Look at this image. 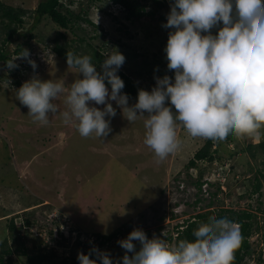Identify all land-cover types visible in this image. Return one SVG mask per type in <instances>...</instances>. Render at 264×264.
Masks as SVG:
<instances>
[{
  "label": "rangeland",
  "instance_id": "374dc122",
  "mask_svg": "<svg viewBox=\"0 0 264 264\" xmlns=\"http://www.w3.org/2000/svg\"><path fill=\"white\" fill-rule=\"evenodd\" d=\"M4 1L34 9L40 0ZM72 1L77 5L79 0ZM170 3V0H164V5L153 12L150 6L146 7L147 12L140 14L138 21L123 20L122 24L133 34L130 38L116 29L119 24L112 15H119L118 6H91L88 17L99 24L98 33L102 30L105 36L84 41L96 46L111 38L108 54L113 48L121 50L113 44L114 39L121 37L130 48L145 54L144 58L138 57L137 61L131 60L123 65L127 73H133L136 70L133 64H140L138 69L142 70L146 79L138 81L150 91L155 85L154 77L165 74L173 77V71H165L167 60L164 47L170 29L162 26L166 23ZM26 20L30 27L32 19ZM56 29L53 23L40 20L31 27L33 37L20 40L22 44L28 42L26 50L29 59L35 62V69L24 58H17L14 61L17 66L11 69L0 63V242L4 237L11 238L7 230L9 217L17 216L18 226L26 214L35 221L32 227L23 232L27 248L38 247L36 251L52 249L56 252V258L44 264H62V258L70 260L81 252L78 243L85 242V236H92V233H116L109 246L102 251H106L112 259L119 260L125 250L118 241L130 231L139 228L148 232L149 237L160 234L162 238L172 234L175 225L203 210L204 204L216 192V185L223 190L213 198L212 208L216 212L221 207L248 209L262 225L264 156L259 148L243 152L240 148L264 140V127L258 130V135L233 136L226 142L216 144L215 161L198 162L199 169L187 170V180H194L202 171L203 180L212 183L198 195L202 201L194 207L195 188L183 181L184 167L204 140L190 136L179 123V147L160 160L143 143L145 129L142 118L128 122L115 101H109L116 109V115L105 117L110 120L111 127V132L105 138L94 135L82 137L71 123H65L60 116V112L66 108L63 96L54 101L59 111L49 114L47 125L34 122L28 115L27 107L16 99L15 90L33 76L42 80L64 79L66 85L79 76L75 73L76 69L55 56L48 45V36L55 34ZM65 35L69 40L76 38L68 31ZM84 41L81 48H86ZM76 43L72 45L79 47ZM14 48V42L7 46L10 60L19 55L13 53ZM16 78L20 81L17 86L13 84ZM92 103L103 108V105ZM128 103L131 105L135 102L128 99ZM250 151L256 153L255 158L250 157ZM257 171L262 173L258 176L261 188L249 197L247 194L255 183ZM175 176L179 178L175 179ZM204 186L206 184L202 188ZM55 223L60 226L56 228ZM249 240L256 253L263 252L264 236L260 231L250 236ZM169 244L173 246V243ZM10 260V264H25V259L21 257L13 256ZM254 260L251 257L244 264H257Z\"/></svg>",
  "mask_w": 264,
  "mask_h": 264
},
{
  "label": "clouds",
  "instance_id": "9594fccd",
  "mask_svg": "<svg viewBox=\"0 0 264 264\" xmlns=\"http://www.w3.org/2000/svg\"><path fill=\"white\" fill-rule=\"evenodd\" d=\"M169 7L162 26L170 29L164 53L174 75L154 77L150 91L138 89L135 103L129 105L128 95L122 92L118 70L125 57L117 49L105 55L99 71L91 56L67 52L66 63L76 69L77 78L66 85L64 79L33 76L15 90L16 99L34 122L47 125L49 114L59 111L54 101L63 96L62 120L82 137L96 138L111 132L105 117L116 115L109 103L115 101L128 122L142 118L143 143L160 160L180 145L178 123L190 136L216 144L233 136L258 135L264 127V0H172ZM17 58L27 59L35 69L26 49L6 62L9 69L17 66ZM204 184L202 190L208 187ZM96 234L91 235L97 238ZM176 235L174 228L168 235L170 243ZM193 240L194 246L183 241L172 246L134 228L118 241L125 250L119 260L102 251L110 243L97 244L89 253L78 252L77 260L78 264H233L241 234L237 223L221 217L201 227ZM93 255L96 259L90 258Z\"/></svg>",
  "mask_w": 264,
  "mask_h": 264
},
{
  "label": "trees",
  "instance_id": "16d2710c",
  "mask_svg": "<svg viewBox=\"0 0 264 264\" xmlns=\"http://www.w3.org/2000/svg\"><path fill=\"white\" fill-rule=\"evenodd\" d=\"M161 1V2H160ZM79 0L77 5L74 4L72 0H40L34 9H26L23 6L10 5L5 3L4 0H0V63L8 68L6 62L10 60V54L7 51V46L10 43H15V48L13 53L21 54L24 49H26L27 41H24L23 44L20 41L25 37H33L30 33L31 27H34L35 24L39 23L40 20H47L53 23L56 26V32L52 36L49 37V42L51 47V51L58 58L62 59L66 62V53L73 52L76 55H89L92 57L93 63H96L97 70H100V63L104 59L110 45L109 43L112 41L111 38H108L104 41H101V45L93 46L90 42H85V39L94 40L97 37L103 38L105 33L99 30V24L94 23L89 17V11L91 6H101V5H116L118 6L120 13L119 15L114 14L112 18L115 22H118L119 26L116 27L117 31L125 33V37H132L133 34L129 33V30L122 24L123 20H127L130 22L138 21L139 15L146 13V7H151V11H155L156 9H160L162 5H164V0ZM172 2V0H170ZM162 3V4H161ZM153 5H157L153 7ZM26 18H31L32 23L29 27V21ZM88 28L90 30H88ZM124 29V31H122ZM71 32L75 39H67L65 32ZM213 34H215L216 29H212ZM103 40V39H102ZM86 43V48H81L80 45ZM77 42L76 47L72 45ZM113 44L121 48V50L117 49L120 53H122L125 57L124 63H129L131 60L137 61L138 57L144 58L143 53H138L133 48H130L127 43H125L121 37H118L113 40ZM87 48H90L87 49ZM116 48H113L115 51ZM112 51V52H113ZM136 70L127 73L125 66L122 65L118 70V75L124 82V88L122 92L128 95V98L132 101H136L138 89L148 88L142 84L138 79H146V75H143L142 70L138 69L141 67L140 64H133ZM74 68V67H73ZM138 69V70H137ZM147 71V70H146ZM165 71H171L168 68ZM148 73V72H146ZM174 75V74H173ZM106 86L109 87L110 85ZM14 85H19L20 81L16 78L13 80ZM216 143L206 142L204 141L203 145L199 147L193 154V156L186 162L184 169L183 181L186 183L192 184L195 188L196 198L192 203V206L195 207L196 204L202 201L198 195L202 194V185L207 183L208 186L212 183L206 180H203L202 171L198 172V175L194 180H187V170L190 168L198 167V162H212L217 159ZM251 148H259L260 153L264 156V140L259 141L256 144H247L245 148H240L243 152L245 150H249ZM239 152V151H237ZM237 152H234L236 154ZM250 157L255 158L256 153L254 151H250ZM262 175L260 171H257L255 175V183L252 184V189L247 194L249 197L254 193L259 192L261 188V184L259 182L258 176ZM179 176H175L177 179ZM219 185H216V192L212 193V198L208 199V201L204 204L203 210L199 212H195L193 215L185 218L182 222L176 225L175 230L177 231V235L174 238V246H176L179 242L183 241L187 243L189 246H194L195 242L193 237L198 234V231L201 227L207 226L212 219L227 217L232 220L234 223H237L239 226V231L241 234V243L240 246L234 252V261L233 264H242L243 261L249 256L253 255L255 252L252 243L249 240V237L254 233H258L260 231L264 236V221L262 225L256 219V215L248 210V209H233V208H223L221 207L217 212L214 208H212L213 198L216 195L221 194V190H219ZM208 189V188H207ZM245 195V194H244ZM243 197V196H242ZM17 216L12 215L9 217L7 223L8 234H10L11 238L7 239L6 237L0 242V264H10L13 256L24 258L25 264H44L51 259L56 258V252L52 249H46L43 252L36 251L38 247H34L32 249L27 248V244L23 238V232H26L28 228L32 227L35 224L33 218H30L26 214L22 216L20 219V224L17 226L16 222ZM56 225V223H55ZM75 230V227H73ZM78 233L80 232L78 229L76 230ZM116 233L112 232L109 234H101L98 233L97 240L98 245H104L106 243H111ZM145 234L149 237L148 232ZM61 236V233H60ZM158 237L166 240L168 243L172 240V236H166L164 238L158 234ZM87 242H79L78 249L81 252L89 253L93 248L91 245H87ZM137 248L139 247V243L134 241ZM263 252H258L254 255L255 263L264 264V243L262 244ZM90 258L95 259L96 257L90 256ZM62 264H78L77 255H73L70 260H66L62 258Z\"/></svg>",
  "mask_w": 264,
  "mask_h": 264
},
{
  "label": "built area",
  "instance_id": "2783aa9c",
  "mask_svg": "<svg viewBox=\"0 0 264 264\" xmlns=\"http://www.w3.org/2000/svg\"><path fill=\"white\" fill-rule=\"evenodd\" d=\"M86 241L88 244H90L92 247L98 248V240L95 236L86 237Z\"/></svg>",
  "mask_w": 264,
  "mask_h": 264
}]
</instances>
